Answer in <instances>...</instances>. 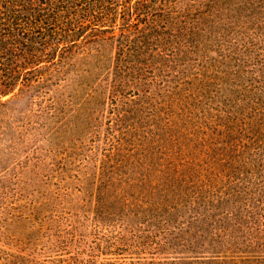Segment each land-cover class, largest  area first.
I'll list each match as a JSON object with an SVG mask.
<instances>
[{"label": "trees", "instance_id": "trees-1", "mask_svg": "<svg viewBox=\"0 0 264 264\" xmlns=\"http://www.w3.org/2000/svg\"><path fill=\"white\" fill-rule=\"evenodd\" d=\"M218 81L237 90L211 113ZM177 128L200 146L173 151ZM2 143L0 179L39 163L48 193L8 203L0 184V264H264V0H0ZM178 214L159 238L149 220Z\"/></svg>", "mask_w": 264, "mask_h": 264}, {"label": "rangeland", "instance_id": "rangeland-1", "mask_svg": "<svg viewBox=\"0 0 264 264\" xmlns=\"http://www.w3.org/2000/svg\"><path fill=\"white\" fill-rule=\"evenodd\" d=\"M217 85H215V87H211L210 89H208L206 92H204L205 94H203L200 98L201 101V107L203 106L204 110L207 108H212L211 113H215L216 110L214 108L217 107V102L219 101H223L224 97H222L220 94L224 91L223 88L226 87L227 89H232V87H234V89L237 90V88L234 86V83L230 86L228 83H222L221 81H218ZM231 83V82H230ZM226 90V89H225ZM210 98V99H207ZM207 99V100H206ZM206 100V101H205ZM203 109L199 108L197 111L195 110L193 113V117L190 120V124L189 127H187V132L189 133L190 131V135L191 132H198L200 128L204 127L205 125L208 124L209 118L210 116L207 114H204ZM177 117H174L172 119V123H171V127L174 124V121H176ZM181 125V122H180ZM179 125V126H180ZM201 126V127H200ZM176 127V126H175ZM174 127V128H175ZM176 130V134L179 136V139H173L175 140V146H173V151L174 150H178V148H183V146H180V143H184L185 145L189 144L191 145V147H195V146H200L201 143V138L200 137H193L192 136H188L190 137L189 140L190 141H186L185 138H182L184 136V129L183 128H177ZM174 134V131H172ZM198 135V134H196ZM30 137V136H29ZM175 138V137H174ZM203 138H205L203 136ZM26 139H30V138H26ZM41 139V136L40 138ZM41 141H43V139H41ZM51 141H47V142H41L43 145V151L42 154L43 156L39 155V159L45 161L46 159V155H47V150L51 149V148H55L56 147H62L64 145V143H66V145L69 143L67 137H63V135L60 136L59 139H53ZM177 146V147H176ZM5 146H3L2 143V148H0V152H4V154H10V151H7L4 149ZM169 149H171L169 147ZM29 148H20L18 153H15L14 155L11 156V162L8 163L9 167L12 166V163H17L18 161H25L26 160V153H28ZM157 151H166L165 148H162L161 145L157 146ZM13 154V153H12ZM26 155V156H25ZM4 155H1V157ZM0 157V165H2L5 161L1 160ZM47 160V159H46ZM157 161L156 159H154L151 163ZM150 163V164H151ZM42 165V163H41ZM14 168V167H13ZM18 171V169L16 170ZM36 171H40L41 173V167L40 164H34V165H29V171L25 172L22 174V178L20 181H22L21 183L23 184V186H21L20 183V187L16 186L18 184V182H14V181H9V179H7L10 175L12 171H9L8 173V177H5V179H0V184L1 185H5L7 187V196L6 194L4 195L5 199L3 198V201L5 202H11V196H13V194H15L16 192L21 193L20 195H22V197L25 198H34L35 200H43L45 199V197L47 196L46 194L48 193V186L46 185V180L45 179H39L36 177L35 172ZM40 175V174H39ZM6 176V174H5ZM15 183V185H14ZM15 187V188H14ZM13 189L15 190V192L13 193ZM21 189V190H20ZM161 195H163V192H161ZM0 201H1V197H0ZM184 211V209L182 210ZM162 218V219H161ZM160 219L158 218H151L149 221L152 225V227H156L158 229L155 228V231H159L161 235H158L159 238L161 239H166V237L168 235H172V233L174 232L175 227L179 226L181 224V222L183 220H181V216L178 215H174L173 216V220H170L167 218V216H162ZM127 221V220H126ZM157 221H160L161 224H156ZM9 232L11 234H14L15 237L17 238H23L26 235V230L25 227L23 225H19V224H13L10 226L9 228ZM167 243V242H166ZM164 252H159V250H153V249H148L145 252H141L140 254H135V253H121V254H109L108 256H104L102 255L100 260L105 259L104 257H110L111 259H117L118 261L125 263H128L129 261H146V262H170L171 260H174L175 258H187L188 254H181L179 252H175L173 250H169V249H165L163 250Z\"/></svg>", "mask_w": 264, "mask_h": 264}]
</instances>
